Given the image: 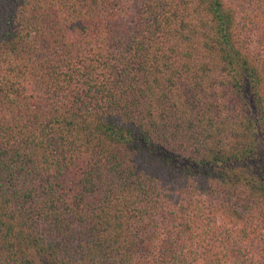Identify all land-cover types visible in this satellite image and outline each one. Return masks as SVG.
Segmentation results:
<instances>
[{
  "label": "trees",
  "instance_id": "obj_1",
  "mask_svg": "<svg viewBox=\"0 0 264 264\" xmlns=\"http://www.w3.org/2000/svg\"><path fill=\"white\" fill-rule=\"evenodd\" d=\"M0 264H264V0H0Z\"/></svg>",
  "mask_w": 264,
  "mask_h": 264
}]
</instances>
